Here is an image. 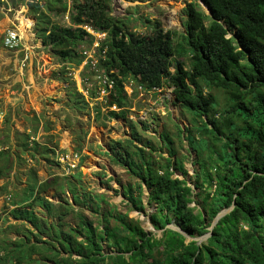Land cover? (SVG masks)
<instances>
[{
  "label": "trees",
  "instance_id": "16d2710c",
  "mask_svg": "<svg viewBox=\"0 0 264 264\" xmlns=\"http://www.w3.org/2000/svg\"><path fill=\"white\" fill-rule=\"evenodd\" d=\"M111 1L73 0L68 25L49 14L65 15L67 1L48 0L49 12H39L37 33L67 67H80L83 47L93 45L95 37L83 26L106 34L99 69L115 86L107 111L99 103L94 110L103 124L125 119L130 128V138L112 140L106 153L134 180L122 185L128 210L108 202L105 192L88 190L80 170L62 181L58 175L42 181L33 175L28 196L12 201L13 214L22 224L8 228L24 237L0 239V263L264 264V0H202L210 16L189 3L178 43L175 32L158 20L148 19L150 30L131 29L129 20L111 14ZM130 81L145 91L172 87L176 103L192 115L190 124L184 129L176 124L175 134L163 129L156 143L145 136L151 124L139 127L128 118L125 84ZM214 89L226 95L220 109ZM75 97L82 108L88 105L78 90ZM91 97H98L94 90ZM177 139L187 140L196 153L194 186L175 176L176 171L188 174ZM30 140L25 134L17 157L27 153L31 159L41 155L51 161L48 151L54 150ZM13 159L8 150L0 152V179ZM146 188L149 203L155 204L150 221L160 236L130 216L132 210H145ZM52 189L59 202L44 196ZM35 207L45 212L38 215ZM230 208L213 226L218 214ZM174 222L182 232L169 226ZM208 233L205 240H197ZM21 256L30 259L22 262Z\"/></svg>",
  "mask_w": 264,
  "mask_h": 264
},
{
  "label": "rangeland",
  "instance_id": "374dc122",
  "mask_svg": "<svg viewBox=\"0 0 264 264\" xmlns=\"http://www.w3.org/2000/svg\"><path fill=\"white\" fill-rule=\"evenodd\" d=\"M28 1L39 2L40 8H42L48 0ZM65 1H67L70 9L73 0ZM191 2L195 3L205 15L210 16V10L202 0H112L111 14L116 18L129 20L130 28L141 32L150 30L148 19L154 22L158 20L166 30L175 32L174 41L178 43L181 34L185 33L184 23L187 16L185 8ZM9 5L12 7V11L7 13L13 19H16L18 15L15 10L20 9V12H28L27 6L23 7L25 5L24 0H15L14 2L9 0ZM47 11L49 12V10ZM71 12L70 9V19ZM49 14L55 22L68 24L62 15L51 12ZM13 27L15 28V26ZM32 32L33 34H29L30 36L27 35V37L22 35L23 48L26 51H24V55L25 53L30 54L24 70L21 69L15 54L0 48V141L7 146V150L14 158L9 171L0 179V220L1 215L9 217L10 210L15 208V206H11L12 201L18 200L16 197L26 193L27 184L33 175L38 174L41 179H44L43 174L37 171L47 165H44L42 161L38 163V161L31 159L29 155H25L26 153L22 155V158L17 157L18 154H22L20 144L24 140L25 130L29 127L32 128V132L36 128L38 133L40 131L41 140L39 141L46 143L48 147L59 150L63 146H68L81 152L84 158L81 171L88 190L105 192L108 202L116 204L120 211L126 212L128 207L121 194L122 185L134 180H131L124 168L111 163L106 153L112 140L130 138V128L127 121L125 119H112L110 121L105 120V124H103L102 119L97 120L95 118V105L100 103L102 110L107 111L106 104L108 103L105 99L100 98L96 102V100H93L96 98L91 97V93L87 95L82 93V90L86 87L82 83V78L90 76L89 78L92 81L93 74L89 69L83 71L81 66H71L74 67L75 75H70L71 70L69 67L63 66L58 55L52 51L48 44L44 43L43 38L38 35L35 25ZM232 36L233 34L228 35V37ZM21 58L22 55L19 59ZM15 59L17 62H15ZM171 71L174 72V67H171ZM31 72L36 73L32 78L29 77ZM77 90L89 102L87 106L84 105V108H82L83 102L75 101V91ZM127 90L131 92L130 88H127ZM28 91L31 98L33 97L31 100L35 103L34 106L38 104V102H35L37 92L40 93L43 100H46L43 107L39 106L38 109L45 125L34 122L32 116L28 115L29 111L20 107L23 100H28ZM212 92L217 97V109H220L226 103V95L220 89H214ZM129 96L130 114L128 118L137 122L139 127L142 126V122L148 121L151 124L149 131L142 132L145 136L152 138L155 143L159 141L163 129L175 134L178 132L176 124L183 129L190 124L192 115L184 111L179 103H176L172 87L165 86L153 91L134 90ZM37 100L40 99L37 98ZM25 104L26 102L22 103V105ZM31 108H33L32 105ZM112 109L114 108L112 107ZM13 132H15L14 137H12ZM185 137L184 134L183 138ZM176 146L180 152L179 155L184 157L188 174L185 176L176 171L175 176L186 179L191 186H194V170L199 168V165L194 162L197 157L196 153L189 148L185 139H177ZM68 151H70L69 148ZM162 153L167 155V150H163ZM48 154L53 160L52 163L48 159L46 160V164L53 168L51 169V175H58L60 180L66 176L70 177L69 174L64 175V172L61 171L54 159V153L50 154L49 150ZM103 174L105 175L102 176ZM110 177L114 180L109 181ZM118 190L119 193H117ZM51 191L54 193L53 189ZM196 191L194 190V192ZM50 192H47L44 196L56 203V198H53L54 196ZM148 196L149 189L146 188L144 191L145 210L142 212L132 210L130 216L140 219L142 226L148 233L160 236L161 231L157 230L150 221V214L154 212L155 204L149 203ZM35 210L37 213L45 212L41 207H35ZM51 220L49 218V221ZM172 227L180 229L177 222L172 223ZM7 231L12 232L11 229ZM0 234V239H11L10 236H13L12 234L9 236L3 235L2 227L0 228ZM27 235L29 236V234ZM200 238L197 237V240ZM19 242L25 246L28 245L22 239H19ZM37 247L40 248V246ZM26 259H30V257L21 256L22 262Z\"/></svg>",
  "mask_w": 264,
  "mask_h": 264
},
{
  "label": "crops",
  "instance_id": "0c3cea01",
  "mask_svg": "<svg viewBox=\"0 0 264 264\" xmlns=\"http://www.w3.org/2000/svg\"><path fill=\"white\" fill-rule=\"evenodd\" d=\"M15 0H11V2H14ZM27 2H25V5L24 6H27L28 8V12H20V9L19 10H15L17 11L18 15H17V18L16 19H13V17H11L7 12H11L12 11V7H10L9 5V0H0V48H4L6 49L4 46H3V35H4V32L7 30V29H10V28H14L13 26H15L14 29H17L20 33V36L21 38L23 39V36L24 35V31L27 32L25 33V36L27 37V35L29 34H33L32 32V29H33V26L35 25L36 29H37V19L38 17H36V15L34 14V11L31 9V6L29 5V1L26 0ZM2 4V5H1ZM22 19H25V26H27L26 29L23 28V25H22ZM36 21V22H35ZM24 22V21H23ZM22 26V27H21ZM23 30H22V29ZM30 36V35H29ZM25 48H23V46L21 47L20 50H16V51H10L8 49H6L7 51H10L12 52L13 54H15L16 56V59L19 61L20 63V66H21V69L24 70L25 67H26V64L30 58V54L29 53H25L24 55V50ZM6 51V52H7ZM26 52V51H25ZM22 55V58L19 59V57ZM28 57V59H27ZM5 58V57H3ZM15 59V62H17V60ZM63 64V63H62ZM63 66H65L63 64ZM67 68V67H66ZM35 72H31L29 77L32 78L35 76ZM33 98V97H32ZM31 95H30V92L28 91V100H23L22 103L26 102L25 105H22L21 103V106L24 110H27L29 111L28 115H31L32 118H33V121L36 122L37 124H40L42 123L43 125H45V122L42 121V115L40 114L41 112L38 110L39 109V106H42L44 105V102L46 101L45 99L43 100L42 96L40 95V93L37 92L36 96H35V102H38V104L36 106H34L35 103H33V101L31 100ZM37 98H39L40 100H37ZM41 104V105H40ZM31 105L33 108H31ZM18 107V106H17ZM19 107V108H20ZM14 108V107H12ZM1 113V112H0ZM41 125V124H40ZM43 129H44V126H43ZM25 134H29L30 135V139H34L35 141L39 142L41 145H47L46 143H41L39 140H41V134H40V131L39 133L37 132V128L34 129V131L32 132V128L29 127L25 130V133L23 134L24 138H25ZM15 135V132H13L12 134V137H14ZM51 148V147H50ZM109 150V149H108ZM39 156V159L36 160L38 161V163L40 161H42V163L44 165H47V166H44L43 168H41L39 171H37L38 173H42L43 176H44V179H41L39 177V175L37 174L38 176V179L40 181L42 180H46L50 177H53L54 175H51V168L49 164H46V160L47 159H43L41 155H38ZM52 163V161H50ZM60 166V165H58ZM108 168V167H107ZM81 170V169H80ZM49 176V177H48ZM50 192V190L48 191ZM47 192L43 193V194H46ZM11 194V193H10ZM23 194V193H22ZM20 194V196L16 197L18 200L17 201H20V200H23V198L25 196H28V192L26 190V193L25 194ZM50 194L52 195L53 194V191L50 192ZM15 201V200H14ZM56 202L58 201L57 199L55 200ZM25 203V202H24ZM12 204V203H11ZM13 206V205H11ZM16 208V207H15ZM14 208V209H15ZM13 209V210H14ZM13 210H10V215L9 217H3L1 215V220H0V227H2L3 229V235H10L12 234L13 236H10L12 237L11 239H16V238H23L24 235L22 233H15V232H8V228L10 227V225H13V224H22V219H19V218H16L15 215L13 214ZM1 213V212H0ZM9 214V213H8ZM38 215H40V213H37ZM27 223V222H26ZM28 225L30 227H32L29 223Z\"/></svg>",
  "mask_w": 264,
  "mask_h": 264
},
{
  "label": "clouds",
  "instance_id": "9594fccd",
  "mask_svg": "<svg viewBox=\"0 0 264 264\" xmlns=\"http://www.w3.org/2000/svg\"><path fill=\"white\" fill-rule=\"evenodd\" d=\"M38 1V0H37ZM39 1H41V0H39ZM24 2H26V0H24ZM191 3H193V2H191ZM31 4H39V2H36V3H33V2H29V5L31 6V9L34 11V13H35V15H36V17H38L39 16V12H41V11H47V6H46V4H44V6L42 7V8H37L38 10H36V9H34V7H32V5ZM205 4V3H204ZM40 5V4H39ZM205 6H207L206 4H205ZM208 7V6H207ZM209 8V7H208ZM69 9V8H68ZM71 9V8H70ZM69 9V10H70ZM69 10H68V12H66V14L65 15H63V18H65L66 20H67V22H68V25L70 24V18H69ZM209 10L211 11V9L209 8ZM211 14L210 15H212V12H210ZM37 21H38V19H37ZM85 26H88V25H85ZM85 26H83V28L86 30V28H85ZM161 26H162V24H161ZM163 27V26H162ZM164 28V27H163ZM11 29H13V30H16L17 32H18V34H19V36H20V33H19V31L17 30V29H14V28H10V29H7L5 32H4V35H3V46L5 47V45H4V38H5V35H6V32L8 31V30H11ZM165 29V28H164ZM87 31V30H86ZM88 32V31H87ZM89 33V32H88ZM90 34V33H89ZM90 35H92V34H90ZM93 36V35H92ZM20 38H21V36H20ZM105 40H106V38H105ZM104 40V41H105ZM94 41H95V39H94ZM103 41V42H104ZM21 42H22V45H21V47L23 46V41H22V38H21ZM102 42V43H103ZM102 43H101V46L100 47H98V48H96V49H94V42H93V45L89 48V49H87V50H91V51H95L94 53H95V57H96V59H97V63L95 64V67H92V65H86V66H84V68H82V66H83V63L80 65L81 66V68H82V70L83 71H87L88 69H89V71L93 74L92 75V77H93V80L91 81V78H89L90 76H86V77H84V78H82V83H84L85 84V89H83L82 90V93L84 94V95H87V94H89V93H91V91L90 90H94L96 93H97V98L96 99H93V100H96V102H98L97 100H98V98H100V99H105V101H106V99L108 98V104L109 103H111V92H112V90L114 89V86H115V80L113 79V78H111L108 74H106L105 72H103V71H101L100 69H99V62H100V59L104 56V53H105V50H102V51H100V49H101V47H102ZM21 47L19 48V49H21ZM6 48V47H5ZM86 48H88V47H83V51H84V49H86ZM6 49H8V48H6ZM18 49V50H19ZM9 50V49H8ZM10 51H16V50H10ZM84 55V54H83ZM85 57V56H84ZM84 61H85V59H84ZM83 61V62H84ZM65 65V64H64ZM65 67H67V66H65ZM69 67V69L71 70V72H70V75H75V71H74V67H71V66H68ZM98 76H105V77H110L113 81H114V84H113V86L111 87V88H108V93H107V95H103L102 93H101V88H102V84L100 83V79L98 78ZM127 88H130L131 89V92H129L128 90H127ZM125 89H126V92L128 93V95H131L132 94V92H134V90H138V91H145V90H143L140 86H138V87H136L134 84H133V82H128V83H126L125 84ZM173 89V88H172ZM151 91H153V90H151ZM129 93H131V94H129ZM110 101V102H109ZM100 104V103H99ZM113 108L114 109H116V107L115 106H113ZM33 141H35L34 139H31L30 140V144L32 143L33 144ZM0 145H1V147H2V150L1 151H4V150H7V146H5L1 141H0ZM64 148H66V149H64ZM68 148H69V150L70 151H68ZM53 150H54V152H52V153H54V159H55V161H56V163H57V165H60L59 167L61 168V171L62 172H64V175H72L73 173H75L76 171H79L80 169H81V167H82V161H83V155H82V153L81 152H79V151H77V150H75V149H72V148H70V147H68V146H63L62 148H60L59 150H55L54 148H52ZM0 151V152H1ZM73 151H75V152H79L80 154H81V161H80V163H79V165L75 168V169H70V168H68L66 165H63V164H61V163H59L58 162V158H59V156H60V154H61V152H73ZM25 155H28L27 153L25 154ZM50 158H51V156H50ZM52 159V158H51ZM52 162H53V160H51ZM70 169V170H69ZM81 171V170H80ZM55 176V175H54ZM10 197H11V195H10ZM54 198V197H53ZM57 199V198H56ZM58 200V199H57ZM57 202H59V200L57 201ZM12 205V204H11ZM14 206V205H13ZM16 207V206H15ZM171 228H173L172 227V225H169ZM1 228V227H0ZM174 229V228H173ZM176 230H178V231H182L181 229H176ZM1 235V234H0ZM4 255V251H2V250H0V259H1V257ZM6 264H17L15 261H8V262H6Z\"/></svg>",
  "mask_w": 264,
  "mask_h": 264
},
{
  "label": "built area",
  "instance_id": "2783aa9c",
  "mask_svg": "<svg viewBox=\"0 0 264 264\" xmlns=\"http://www.w3.org/2000/svg\"><path fill=\"white\" fill-rule=\"evenodd\" d=\"M86 30L92 34L95 37L94 41V49L101 46V43L105 40L106 34L105 33H98L95 30H93L90 26H85ZM4 45L9 50H18L21 45V38L16 30H8L6 32L5 38H4ZM95 51L91 50H84L83 54L85 56V61L83 62L82 68L86 65H92V67H95V64L98 62L95 57ZM28 59V57H27ZM100 79V83L102 84L101 93L103 95H107L108 88H111L114 84V81L110 77L105 76H98ZM2 150V147L0 145V151ZM81 161V154L79 152H61L58 162L66 165L70 169H75ZM69 169V170H70Z\"/></svg>",
  "mask_w": 264,
  "mask_h": 264
},
{
  "label": "water",
  "instance_id": "95a60500",
  "mask_svg": "<svg viewBox=\"0 0 264 264\" xmlns=\"http://www.w3.org/2000/svg\"><path fill=\"white\" fill-rule=\"evenodd\" d=\"M210 12H212V11H210ZM211 14V13H210ZM110 102V101H109ZM232 208H230V209H227V210H223L222 212H220L219 214H218V216L216 217V219L214 220V224H213V226L218 222V220H219V218L221 217V216H223L224 214H226L227 212H229L230 210H231ZM213 226L211 227V229L213 228ZM182 232V231H181ZM211 235V233H208L207 235H205V236H203V237H201L199 240H200V242L201 241H203V240H205L207 237H209Z\"/></svg>",
  "mask_w": 264,
  "mask_h": 264
},
{
  "label": "bare ground",
  "instance_id": "6f19581e",
  "mask_svg": "<svg viewBox=\"0 0 264 264\" xmlns=\"http://www.w3.org/2000/svg\"><path fill=\"white\" fill-rule=\"evenodd\" d=\"M23 21H24V22H23ZM21 22H22L23 28L26 29L27 26H25V19H22ZM21 27H22V26H21ZM21 29H22V28H21ZM22 30H23V29H22ZM25 33H27V32L24 31V35H25Z\"/></svg>",
  "mask_w": 264,
  "mask_h": 264
}]
</instances>
